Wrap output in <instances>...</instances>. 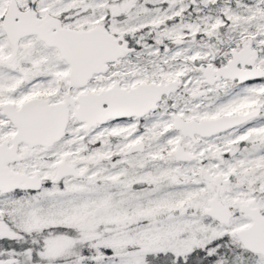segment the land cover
Returning a JSON list of instances; mask_svg holds the SVG:
<instances>
[{"label":"snow or ice","instance_id":"6c2138e0","mask_svg":"<svg viewBox=\"0 0 264 264\" xmlns=\"http://www.w3.org/2000/svg\"><path fill=\"white\" fill-rule=\"evenodd\" d=\"M0 264H264V0H0Z\"/></svg>","mask_w":264,"mask_h":264}]
</instances>
